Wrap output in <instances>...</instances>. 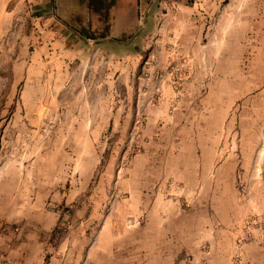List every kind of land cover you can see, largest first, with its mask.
I'll use <instances>...</instances> for the list:
<instances>
[{
    "label": "rangeland",
    "instance_id": "obj_1",
    "mask_svg": "<svg viewBox=\"0 0 264 264\" xmlns=\"http://www.w3.org/2000/svg\"><path fill=\"white\" fill-rule=\"evenodd\" d=\"M18 26L0 21L5 236L37 235L41 264H87L97 179L112 174L98 213L133 232L126 264H264V0L154 7L143 51L52 83L21 65ZM135 156L150 198L133 214L120 183Z\"/></svg>",
    "mask_w": 264,
    "mask_h": 264
},
{
    "label": "crops",
    "instance_id": "obj_2",
    "mask_svg": "<svg viewBox=\"0 0 264 264\" xmlns=\"http://www.w3.org/2000/svg\"><path fill=\"white\" fill-rule=\"evenodd\" d=\"M219 1L0 0V21L19 23L18 32L15 30L14 33L19 36L17 51L24 53L21 65L38 69V78H45L46 82L52 83L53 77L61 71L81 67L86 62L97 64L99 56L111 63L119 52L143 51L144 35H147L151 9L153 11L154 7L156 11L164 10L165 7L182 11L189 3L206 5ZM5 34L6 29L0 28V36ZM137 37L138 44H135ZM142 162V156L134 157L126 169L124 183H120L118 175H115V183L123 185L126 211L133 214L149 209L150 194L144 192L145 184L142 181L146 182V176ZM111 179L112 174L108 182ZM108 182L106 179H97L96 199L93 200L94 203L97 201V222L93 224L97 227V237L95 244H89L86 248L87 264H126L123 251L132 245L127 240L132 236V231L121 229L117 223H113L110 226L112 228L101 225L98 208L104 204V189L108 188ZM82 215L76 216L74 228L69 231L72 241L80 238L78 234ZM5 222V217L0 218V264H41L44 253L38 236L30 233L23 236V241L20 235L7 237L4 234ZM92 223L89 221L90 225ZM15 240L17 242H13ZM72 254L60 258L61 264H67ZM161 259L165 261L166 256ZM58 260V257H52L42 264H55Z\"/></svg>",
    "mask_w": 264,
    "mask_h": 264
},
{
    "label": "trees",
    "instance_id": "obj_3",
    "mask_svg": "<svg viewBox=\"0 0 264 264\" xmlns=\"http://www.w3.org/2000/svg\"><path fill=\"white\" fill-rule=\"evenodd\" d=\"M47 256L44 257V261H46Z\"/></svg>",
    "mask_w": 264,
    "mask_h": 264
}]
</instances>
